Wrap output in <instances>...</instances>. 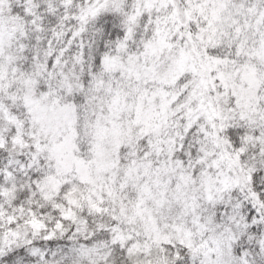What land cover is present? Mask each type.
<instances>
[{
    "label": "snow or ice",
    "instance_id": "1",
    "mask_svg": "<svg viewBox=\"0 0 264 264\" xmlns=\"http://www.w3.org/2000/svg\"><path fill=\"white\" fill-rule=\"evenodd\" d=\"M0 264H264V0H0Z\"/></svg>",
    "mask_w": 264,
    "mask_h": 264
}]
</instances>
